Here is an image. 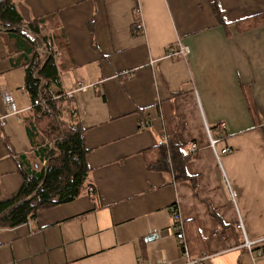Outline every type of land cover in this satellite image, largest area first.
<instances>
[{
  "label": "crops",
  "instance_id": "1",
  "mask_svg": "<svg viewBox=\"0 0 264 264\" xmlns=\"http://www.w3.org/2000/svg\"><path fill=\"white\" fill-rule=\"evenodd\" d=\"M10 1L23 24L0 27V200L22 184L21 158L38 167L21 33L46 16L41 35L58 46L53 89L92 84L70 101L93 191L1 228L0 264H152L162 256L183 264L171 204L191 256L264 264V0ZM177 40L189 47L186 58L165 56ZM3 91L18 113L8 112ZM207 131L230 152L217 157ZM168 141L198 148L183 165L186 178L147 166ZM245 239L262 241L248 250Z\"/></svg>",
  "mask_w": 264,
  "mask_h": 264
},
{
  "label": "trees",
  "instance_id": "2",
  "mask_svg": "<svg viewBox=\"0 0 264 264\" xmlns=\"http://www.w3.org/2000/svg\"><path fill=\"white\" fill-rule=\"evenodd\" d=\"M220 19L216 5L212 6ZM260 15L241 19L239 24L258 21ZM48 16L32 20L31 34L21 33L28 41V63L25 67L24 90L32 107V118L27 126L31 139L39 136L35 156L38 167L26 157L20 159L22 184L13 194L0 200V229L11 228L33 220L37 213L49 207L69 202L86 192L90 186V168L86 161L84 127L75 116L70 98L54 97L63 91L53 89L59 82L56 66L58 46L38 27ZM23 20L10 0H0V27L18 30ZM156 155L147 166L154 170H169L175 180L186 178L183 165L191 157L185 144L168 141L157 145ZM189 251V249H188Z\"/></svg>",
  "mask_w": 264,
  "mask_h": 264
},
{
  "label": "built area",
  "instance_id": "3",
  "mask_svg": "<svg viewBox=\"0 0 264 264\" xmlns=\"http://www.w3.org/2000/svg\"><path fill=\"white\" fill-rule=\"evenodd\" d=\"M188 54H189V47L183 44L180 40H177L174 44L168 46L165 52V56L167 57L180 56L182 58H186ZM91 86L92 84H84L82 82H78L75 87L65 90L60 94H55L54 91H51V93L54 97L60 96V97L70 98L77 91L85 90ZM1 97L9 113L16 114L19 112L9 92L3 91L1 93ZM223 127H224L223 123H220L219 125H217L218 129H222ZM207 133L209 136L210 146L213 148L214 153L217 157L219 153H229L230 152V149L227 147H222L221 149L217 150L215 146L221 140V137L213 136L209 133V131H207ZM197 149L198 148L196 144L193 143L190 145V147L187 148V152L192 154V153H195ZM88 190L90 192L93 191L91 187H89ZM234 196H235V193L231 191V197L234 198ZM169 212H170V217H171V227L175 232V238H176L177 246L180 251V257L181 259H184L183 264H206V260L209 258V255L203 254L197 257H193L189 254L188 246H187V243L185 240V234H184V223L179 214L177 206L175 204H171L169 206ZM258 241H262V240L252 241V240L245 239L243 242V246L247 247L248 250H251L253 245ZM152 264H172V263L169 262L164 256H162Z\"/></svg>",
  "mask_w": 264,
  "mask_h": 264
}]
</instances>
